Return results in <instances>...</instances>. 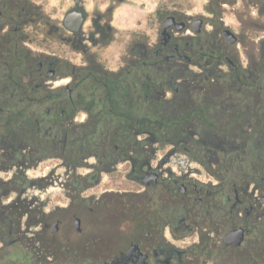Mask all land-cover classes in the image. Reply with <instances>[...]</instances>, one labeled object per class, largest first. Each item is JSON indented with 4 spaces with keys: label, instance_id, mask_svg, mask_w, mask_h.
<instances>
[{
    "label": "flooded vegetation",
    "instance_id": "obj_1",
    "mask_svg": "<svg viewBox=\"0 0 264 264\" xmlns=\"http://www.w3.org/2000/svg\"><path fill=\"white\" fill-rule=\"evenodd\" d=\"M121 6L122 0H98L92 6L87 0H55L48 13L42 1L0 0V163L10 164L2 167L8 170L36 162L43 137L53 140L54 156L69 167L61 184L70 199L68 205L49 206L48 200L36 196L29 209L16 210L13 221L1 216L2 227L22 217L28 226L5 231L12 238L7 244L19 243L30 233L37 264H211L210 257L219 256L226 264L243 245L226 241L230 230L244 228L246 236L256 230L264 242V0H180L178 6L159 11L156 37L153 29L123 25L117 16ZM252 34H260L259 58L245 63L237 43ZM32 36L38 43L35 49L24 40ZM235 36L237 41L231 43ZM84 81L103 88L91 93L88 104L81 102L80 92L73 97ZM203 81L238 83L237 93L243 95L235 98L218 89L211 124L190 132L189 141L209 145L212 173L218 178L207 196L198 195L202 190L189 178L192 172L174 162L179 156L169 155L154 167L151 156L139 157L137 140V116L154 113L152 107L141 108V101L150 99L156 88L159 97L166 95L164 84L186 99L187 89ZM116 83L115 92L110 91ZM250 83L258 84L257 94L247 91ZM257 95L256 102L252 97ZM112 99L130 112V124L112 123ZM46 100L53 103L45 115L33 111V124L20 123L28 109ZM81 111L88 113L86 123H78ZM203 112L186 110L192 115ZM11 114L17 123H10ZM256 115L258 129L249 124ZM170 158L181 173L171 165L164 167ZM251 161L262 169L248 171L246 162ZM234 163L238 176L230 175ZM84 165L89 171L79 172L86 176L79 185L71 169ZM105 173H124L131 187L94 191ZM163 180H172L184 200L175 218L169 194L154 208L141 211L135 199L108 198L137 196L139 182L158 186ZM16 182L0 179V194L11 185L16 188ZM35 183L42 185L37 179ZM75 191L89 203L87 213L81 204L73 210ZM3 206L7 217L8 206ZM69 218L75 219L74 230L66 227ZM85 218L92 224L86 233ZM187 235L198 237L192 243L196 249L178 244ZM258 264H264V256Z\"/></svg>",
    "mask_w": 264,
    "mask_h": 264
},
{
    "label": "rangeland",
    "instance_id": "obj_2",
    "mask_svg": "<svg viewBox=\"0 0 264 264\" xmlns=\"http://www.w3.org/2000/svg\"><path fill=\"white\" fill-rule=\"evenodd\" d=\"M39 2H43L45 5V11L50 12L51 7L55 0H36ZM90 5L97 4L98 0H87ZM204 1V0H203ZM180 0H122V6L119 11H117V16L123 22V25L135 27L137 24L138 29L141 31L143 29L152 30V34L154 37L157 36V28L160 27L158 21V13L160 10L170 9L171 7L178 6ZM242 7V6H241ZM234 21L237 20L233 17ZM241 20V19H240ZM238 23V22H237ZM259 35L260 34H252L248 35L245 39L239 40L237 46L239 49L244 52V62L247 63L249 59L253 60L254 58H259ZM255 39V41H254ZM30 46H27L30 49H35L38 47V43L36 42V38L32 36V39H24ZM81 57V56H79ZM78 61L82 62L81 59ZM207 84L205 82L196 83L192 85V89L185 92V97L188 103L197 102V104L202 100L204 96L207 95L209 101L208 104H212V100L210 98L211 91L205 93L204 85ZM197 87V88H195ZM163 89L168 90L167 94L164 95V98L171 99L174 96V91L170 89L168 84L163 85ZM103 88L101 86H96L91 81L82 82L76 93L73 94V97H77L78 92L82 94L81 102L83 104H88L91 101V93L94 92H102ZM205 94V95H204ZM236 97H243L242 94H238L237 92H233L232 94ZM159 101L160 97L157 91H154L149 100V104L153 103V101ZM52 103L50 100L43 101L41 105H33L31 109H28L24 118L21 119L20 123H26L27 125L33 124L34 114L33 111H40L42 115H45L46 109L52 107ZM149 104L142 105L144 109L149 108ZM210 113V112H209ZM172 117L176 115L175 112L171 113ZM88 118V113L85 111H81L79 114V122L78 123H86ZM112 123H116L113 121ZM209 126L210 124H205ZM204 125H196L192 122L185 123L179 126H170L161 132V136L157 138L156 136H151L147 133L141 134L138 136V139H151L148 144L139 145V157L143 155H149L153 158L152 165L154 167H159L160 163L164 161L169 155L170 157L179 156L180 158L186 159L191 162L192 167H199V170L195 169L190 175L189 178L193 183H198L201 188V192L198 195L207 196L210 195L209 192L212 190L211 185L213 182H216L218 178L212 173V164H211V153L209 145L201 146L200 143H197L194 140L189 141L191 138V131H201ZM45 129H48L46 126ZM100 134L101 132H97ZM148 135V136H147ZM199 136V135H198ZM206 144V143H205ZM209 144V142H207ZM41 151V157L38 158L36 162H30L27 164H16L11 165L8 170L2 168L4 166H9L10 164L0 163V179H16V188H11L5 192V194H0V201L2 205H9L13 203L17 198L20 200H25L33 206V204L37 201L36 196L39 197L40 200L47 201L48 205L52 206L56 203H60L63 205H68L70 203V199L63 190V186L61 184L64 179L67 177V173L69 171V167L63 164L62 158L59 156H54L57 152L55 148V142L53 140H44L39 146ZM92 161L95 160L94 157L91 158ZM169 163H165V166L171 165L174 171H178L181 173V169L176 163H173L171 158L169 159ZM248 166V171L252 172V170L256 171L257 169H262V166L258 162H246ZM238 163H234V168L232 167V171H230V175L236 174V167ZM72 167V166H71ZM220 170V169H219ZM89 171V168L85 165L83 167H79L78 170L72 168L71 172H75V177L79 178L78 184L83 185L86 181V176H80L79 172L86 173ZM221 171V170H220ZM219 171V172H220ZM176 173V172H174ZM220 172V176H221ZM241 175V174H240ZM164 176L168 177L169 174L167 171H164ZM57 177H60L59 179ZM39 180L42 185L38 186L35 183V180ZM60 179H62L60 181ZM242 179V178H241ZM243 182V180H241ZM130 180H126L124 178V173H121L118 177H114L108 173H105L104 179L101 184L95 186L94 191H101L106 187H131ZM138 190L141 192L137 196H108L109 199L113 198L115 200H137V210H147L154 208L157 204L162 202V199L169 194L170 197V205L172 211L175 213V216L179 215V211L182 210L184 200L180 196L179 189L174 186L173 181L163 180L160 185H150L147 186L144 183L139 182L137 184ZM23 189V190H22ZM74 189V186H72ZM76 201L73 202V210H75L76 206L85 207L84 213L88 212V204L86 201L82 199L83 195H80L78 191L74 193ZM195 194L193 197V203H195ZM39 200V201H40ZM79 206V207H80ZM196 206V208H198ZM9 209H7V212ZM70 217V216H69ZM70 221L66 222V227L72 230L75 229V219L69 218ZM72 220V221H71ZM26 219L22 217L20 221H16L13 225H6V227L0 226V264H37V253L34 249V246L30 240V233L26 234V239H23L21 242L8 245L7 243L12 239H8L6 237L5 231H9V229L16 227V230H28V226L26 224ZM71 225V226H70ZM85 233L89 232V228L92 227V224L89 223L87 218L84 220ZM30 231V230H29ZM73 232V231H72ZM258 236H260L259 232L254 230L246 236V240L243 245L234 249V253L230 259H228L226 264H244L249 263L250 261L255 260L258 264L259 261L262 260V256H264V242L258 240ZM194 239L198 240V237L194 236H184L178 239V244L181 246L187 247V249H196L197 247H193L192 243ZM78 239H74L77 241ZM254 248V249H253ZM253 250V251H252ZM223 261V257L219 256L218 259L210 257L209 262L211 264H221Z\"/></svg>",
    "mask_w": 264,
    "mask_h": 264
},
{
    "label": "trees",
    "instance_id": "obj_3",
    "mask_svg": "<svg viewBox=\"0 0 264 264\" xmlns=\"http://www.w3.org/2000/svg\"><path fill=\"white\" fill-rule=\"evenodd\" d=\"M236 75V74H235ZM207 84L204 85L203 89L204 92L207 93L209 91H211V96L214 95V93L219 89L220 93H224V94H229L233 91V92H239L237 90V87L239 86L238 83H221V84H214L212 82H206L203 81ZM115 86H119V84H112L111 85V89L110 91L115 92L114 87ZM197 88V87H195ZM157 91V88L154 90ZM153 91V92H154ZM247 91L252 92L257 94L259 92V87L258 84H254V83H250L249 88L247 89ZM232 92V93H233ZM231 93V94H232ZM205 95V94H204ZM213 98V97H212ZM212 98H210L212 100ZM254 99V101L256 100V102L258 101V95L256 96V98L252 97V100ZM113 100V99H112ZM149 100H145V101H141L140 102V107L142 108V105L145 104H149ZM115 102V104L112 105V107L114 108V110L116 111V118H115V122L116 123H121V122H126L128 124H130L132 122V115L130 114V112H125L124 111V107L121 105V103L119 102V100H113ZM208 97L207 95L204 96L202 98V100L197 104V102H190L188 103L187 100L183 97V94H181L180 92H176L174 91V96L171 99H166L164 98V96L160 97L159 101H153V103L149 104V107L154 108V113L153 114H139L137 116V123H138V130H137V140H138V144L140 145H144L145 142H147L146 144H148V142L151 139H138V136L144 133H147L151 136H156L157 138H159L161 136V132L164 131L165 129L169 128L170 126H179V125H183L185 123L188 122H192L196 125H205V124H211V107L212 104H208ZM254 105H252L251 107H253ZM189 108H200L202 110H204V112L202 114L199 115H192V114H186V110H188ZM175 112L176 115L172 117L171 113ZM250 121L249 124H251L252 126H255L256 129H258V122H259V116H250ZM117 119V120H116ZM18 119H15V115L11 114L10 116V123H17ZM48 129L43 130V134L45 135ZM130 134V133H129ZM148 136V135H147ZM129 139H131L130 136H128ZM44 140H50L46 137H43ZM42 139V141H43ZM119 139L121 140H125L126 137L125 136H120ZM201 146H205L206 144L204 142L200 143ZM9 211H6V214H8L7 217L3 216V205L1 204L0 201V221H1V216L2 218L6 221V220H12L15 217V212L17 209L19 210H26L29 209L30 204H28V202H26L25 200H20V199H16L13 203L7 205ZM254 262H256L255 260L250 261L249 263H245V264H253Z\"/></svg>",
    "mask_w": 264,
    "mask_h": 264
},
{
    "label": "water",
    "instance_id": "obj_4",
    "mask_svg": "<svg viewBox=\"0 0 264 264\" xmlns=\"http://www.w3.org/2000/svg\"><path fill=\"white\" fill-rule=\"evenodd\" d=\"M231 43H234L237 41V37L235 36L233 39H229ZM176 158V157H175ZM174 162L182 165L184 168H187L190 172H193L196 168L192 167V164L190 161H186L183 158H178L174 160ZM264 183V178H263ZM46 203V201H44ZM246 239V232L244 228H234L230 230V232L226 236V241L229 244H233L235 246H241Z\"/></svg>",
    "mask_w": 264,
    "mask_h": 264
}]
</instances>
